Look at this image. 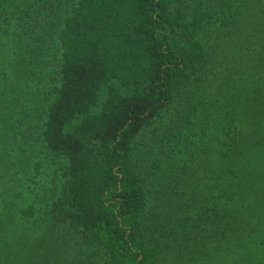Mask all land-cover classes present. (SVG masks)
Masks as SVG:
<instances>
[{
    "label": "trees",
    "instance_id": "16d2710c",
    "mask_svg": "<svg viewBox=\"0 0 264 264\" xmlns=\"http://www.w3.org/2000/svg\"><path fill=\"white\" fill-rule=\"evenodd\" d=\"M207 3L71 1L47 105L29 122L57 189L42 204L11 205L19 219L40 226L48 211L68 248L77 243L102 264H264V76L227 106L176 107L207 64L203 33L220 14ZM187 116L200 125L188 136L199 166L141 156L149 131L181 132ZM44 167L34 163L31 179ZM11 198L0 190L1 241L11 237L2 205ZM49 249L21 244L11 258L54 264L61 254Z\"/></svg>",
    "mask_w": 264,
    "mask_h": 264
},
{
    "label": "rangeland",
    "instance_id": "374dc122",
    "mask_svg": "<svg viewBox=\"0 0 264 264\" xmlns=\"http://www.w3.org/2000/svg\"><path fill=\"white\" fill-rule=\"evenodd\" d=\"M71 1L0 0V190L12 196L2 203L7 208L11 237L0 239V256L9 254L11 261L20 245L26 244L56 248L63 259L56 256L54 264H102L98 253L82 250L77 243L68 248L63 225H55L48 211L36 226L19 219L10 208L29 199L42 204L57 189L51 164L37 140L39 129L31 130L29 122H34L35 113L44 111L47 105L46 91L58 72L56 40L61 17ZM207 5L219 9L220 14L203 33L207 64L200 78L194 79L178 100L176 107L182 109L193 107L200 99L206 106H227L240 92L253 90L255 79L264 76V0H208ZM191 117L183 120L181 132L162 125L149 131L141 156L148 161L160 155L169 169L192 161L199 166L194 140L188 136L200 125ZM176 141L184 152L173 148ZM41 160L44 177L32 180V165ZM163 181L160 177L157 183Z\"/></svg>",
    "mask_w": 264,
    "mask_h": 264
}]
</instances>
